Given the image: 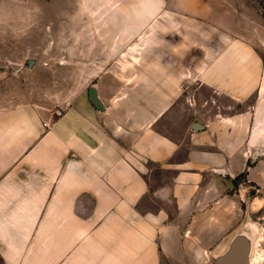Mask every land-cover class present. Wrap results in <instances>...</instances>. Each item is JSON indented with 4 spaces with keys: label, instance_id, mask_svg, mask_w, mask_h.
<instances>
[{
    "label": "crops",
    "instance_id": "1",
    "mask_svg": "<svg viewBox=\"0 0 264 264\" xmlns=\"http://www.w3.org/2000/svg\"><path fill=\"white\" fill-rule=\"evenodd\" d=\"M110 41L135 46L112 100L96 66L0 69V264H185L192 225L232 220L235 177L262 183L260 30L135 0Z\"/></svg>",
    "mask_w": 264,
    "mask_h": 264
},
{
    "label": "rangeland",
    "instance_id": "2",
    "mask_svg": "<svg viewBox=\"0 0 264 264\" xmlns=\"http://www.w3.org/2000/svg\"><path fill=\"white\" fill-rule=\"evenodd\" d=\"M263 2L158 0V11L159 15L167 10L174 14L188 12L191 18L199 21L210 15L216 20L228 19L230 24L243 22L255 26L264 35ZM134 5L135 0H0V69H14L12 62L16 61L26 64L25 57L30 56L44 59L45 62L40 61L52 72H63L76 65L85 68L96 66L99 70L88 80L87 86L95 83L104 98L109 96L112 100L118 86H121L120 55L134 53L135 46L134 41L121 44V41L110 40L121 37V6ZM102 6L105 12L93 13ZM107 8L117 10L106 13ZM102 18L105 23L96 24V20ZM165 49L164 46L159 47L158 52L165 55ZM73 51L80 54L77 62L54 61L55 55L63 57ZM136 52H145L144 47ZM98 53H110L112 60L92 61V55ZM257 175L261 184L247 182L244 173L237 176V205L231 221L192 225L190 241L196 244V252L187 255L185 264H214V254L223 249L229 236L238 229L253 230L255 243L261 233L257 246L260 257L254 264H264V177H260V173Z\"/></svg>",
    "mask_w": 264,
    "mask_h": 264
},
{
    "label": "water",
    "instance_id": "3",
    "mask_svg": "<svg viewBox=\"0 0 264 264\" xmlns=\"http://www.w3.org/2000/svg\"><path fill=\"white\" fill-rule=\"evenodd\" d=\"M16 67L18 63L12 62ZM89 100L98 108L103 107L102 101L93 85L89 87ZM195 128V126H191ZM251 228V227H250ZM254 231L238 229L226 241L223 249L213 256L214 264H250L253 247L255 246Z\"/></svg>",
    "mask_w": 264,
    "mask_h": 264
},
{
    "label": "bare ground",
    "instance_id": "4",
    "mask_svg": "<svg viewBox=\"0 0 264 264\" xmlns=\"http://www.w3.org/2000/svg\"><path fill=\"white\" fill-rule=\"evenodd\" d=\"M260 239H261V233L259 234L257 242L255 243V246H254V248H255L254 253H253L252 258L250 260L251 264H254L255 262H257L259 260L260 255H259V252H258L259 250L257 249V246L259 244Z\"/></svg>",
    "mask_w": 264,
    "mask_h": 264
},
{
    "label": "trees",
    "instance_id": "5",
    "mask_svg": "<svg viewBox=\"0 0 264 264\" xmlns=\"http://www.w3.org/2000/svg\"><path fill=\"white\" fill-rule=\"evenodd\" d=\"M262 8H263V11H264V2L262 3ZM241 174H243V173H241ZM236 178H237V176L235 177L234 181H236Z\"/></svg>",
    "mask_w": 264,
    "mask_h": 264
},
{
    "label": "built area",
    "instance_id": "6",
    "mask_svg": "<svg viewBox=\"0 0 264 264\" xmlns=\"http://www.w3.org/2000/svg\"><path fill=\"white\" fill-rule=\"evenodd\" d=\"M57 113H60L61 112V110L60 109H57V111H56Z\"/></svg>",
    "mask_w": 264,
    "mask_h": 264
}]
</instances>
